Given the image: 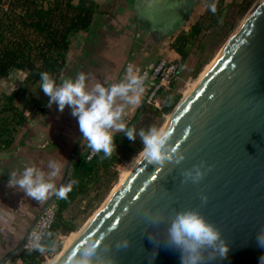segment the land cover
<instances>
[{
	"label": "water",
	"instance_id": "obj_1",
	"mask_svg": "<svg viewBox=\"0 0 264 264\" xmlns=\"http://www.w3.org/2000/svg\"><path fill=\"white\" fill-rule=\"evenodd\" d=\"M132 1L138 19L160 42L189 30L201 0ZM162 130L172 133V145L186 160L160 169L142 156L73 247L85 238L107 237L117 264H180L179 252L163 241L165 226L146 231L143 214L147 208H198L228 241L227 258L213 264H260L264 248L257 244L256 231L264 225V0ZM201 161L213 165V171L200 184L182 183L181 172ZM201 194L208 197L206 205ZM55 199L0 264L23 257L30 233ZM150 232H156L155 242ZM125 237L130 246L117 250L115 241Z\"/></svg>",
	"mask_w": 264,
	"mask_h": 264
},
{
	"label": "clouds",
	"instance_id": "obj_2",
	"mask_svg": "<svg viewBox=\"0 0 264 264\" xmlns=\"http://www.w3.org/2000/svg\"><path fill=\"white\" fill-rule=\"evenodd\" d=\"M209 9L215 13L216 3H211ZM39 75L40 89L50 98L46 107L51 108L56 104L60 112L66 106L69 107L82 133L79 143L96 154H102V160L110 159L116 152L117 133H123L133 143L139 139L143 148L137 156L142 155L144 161L160 169L168 164L179 166L186 160V155L179 147L172 145L170 131L162 130L155 124L138 129L135 125L130 126L124 119L130 106L141 104L145 91L147 72L141 74L135 65H127L125 75L118 83H95L91 87L88 86L90 74L82 71L75 78L67 77L59 83L49 72H41ZM46 167L48 170L44 171L31 162H22L21 167L8 171L7 187L22 191L26 197L33 198L40 204L52 196L67 199L71 184L76 181L58 188L54 181L61 174L63 163L50 159ZM213 169V165L201 161L181 172L182 183L200 184ZM3 174L4 172H0V175ZM200 199L202 204H207L206 195L201 194ZM143 221L147 226L146 231L147 228L159 229L161 225L165 226L163 241L167 247L179 252L180 264H213L214 261L226 259L228 256V241L223 238L221 230L209 222L198 208L179 211L170 206L147 208ZM155 235L156 232L148 233L153 242ZM35 239V250L41 254L48 253L51 257L49 264H58L56 256L53 255L60 246L55 233L49 231L43 239L40 235ZM256 241L259 247L264 248V225L257 229ZM129 246L130 240L127 237L115 241L117 250ZM111 247L112 242L107 237L85 238L79 246L73 247L61 258L59 264H117L116 257L110 254ZM155 255L156 253L154 256L151 254L149 260H154ZM260 264H264V255L260 257Z\"/></svg>",
	"mask_w": 264,
	"mask_h": 264
},
{
	"label": "trees",
	"instance_id": "obj_3",
	"mask_svg": "<svg viewBox=\"0 0 264 264\" xmlns=\"http://www.w3.org/2000/svg\"><path fill=\"white\" fill-rule=\"evenodd\" d=\"M4 1L0 0V8L4 5ZM44 2L48 3L47 9L43 6ZM72 2L73 0H13L11 2L10 15L5 14L0 17V79L9 77L15 72L29 73L25 77L26 83L35 86L40 84L41 72L46 71L50 75H59L62 72L65 67L69 37L74 33L86 32L90 29L96 9V6L88 0H80L78 6H74ZM213 2L216 3L215 13L209 9V5ZM244 3L241 14L248 11L252 0H244ZM86 4L89 6L87 7ZM236 4L237 0H201L196 8L203 5V11L206 12L197 14L196 19L189 25V30L170 37L171 49L177 55L170 61L178 64L183 71L190 57L198 55V62L191 73L192 77L197 78L212 57V53L210 55L206 53L207 46L204 42L206 35L210 33L219 42L226 40L235 29V24L228 21L227 14ZM70 12L74 14L71 18L68 16ZM56 23L58 26L55 25ZM34 34L36 39L31 38ZM40 41H44L43 46ZM38 61L41 65H37ZM180 80L165 94L166 101L161 111L144 104L136 116L128 122L129 125H135L138 129L152 124L159 127L160 123H156V120L170 115L180 103L181 94L178 92ZM19 96L20 90L16 88L11 95L0 97V150L10 149L14 145L19 131L28 121L27 115L22 113L17 103ZM115 143L116 152L110 159L102 160L100 158L102 154H97L91 161H87V155L73 161L71 179L76 183L71 184L67 199L55 200V222L50 231L55 233L60 245L57 253L61 251V237L78 231L73 221L65 218V212L94 192L107 193L119 177L117 168L124 162L133 160L143 148L139 139L133 143L123 136V133L116 134ZM17 258L20 264H45L51 257L48 253L24 251L23 257Z\"/></svg>",
	"mask_w": 264,
	"mask_h": 264
},
{
	"label": "crops",
	"instance_id": "obj_4",
	"mask_svg": "<svg viewBox=\"0 0 264 264\" xmlns=\"http://www.w3.org/2000/svg\"><path fill=\"white\" fill-rule=\"evenodd\" d=\"M88 1L96 6L90 29L69 37L65 67L59 75H51L58 83L67 77L75 78L81 71L90 74L89 87L95 83H118L129 63L142 71L162 58L177 57L170 46L171 38L160 42L153 39L147 25L138 19L132 0ZM72 4L78 6L80 0H73ZM73 15L68 13L69 18ZM28 74L15 72L0 79V97L11 95L19 88L17 103L28 117L14 145L0 150V172H4L0 175V262L24 242L37 217L54 198L40 204L22 191L8 188V171L21 167L22 162H31L47 171L48 160L56 159L63 163L61 174L54 181L59 188L66 186L71 178L73 161L86 156L89 150L79 143L82 133L70 108L66 106L60 112L56 104L46 107L50 98L40 89V84L26 83ZM145 93L139 106L126 110L127 122L145 104Z\"/></svg>",
	"mask_w": 264,
	"mask_h": 264
},
{
	"label": "rangeland",
	"instance_id": "obj_5",
	"mask_svg": "<svg viewBox=\"0 0 264 264\" xmlns=\"http://www.w3.org/2000/svg\"><path fill=\"white\" fill-rule=\"evenodd\" d=\"M259 1L260 0H252L251 6L249 7L248 11L241 14V11L243 7L245 6V3H244V0H237V4L233 6L232 9L227 14V18L229 19L228 21L235 24V29L230 33V35L226 38L225 41L219 42L210 33L206 35V38L204 41L207 46L206 53L207 55H210L212 53V57L209 63L203 68V71L200 73V75L197 78L192 77L191 73L193 69L196 67V64L198 62V55H193L187 61L182 71L181 80L179 82L180 89L178 92L179 94H181L180 103L170 115H166L161 120H156V123H160L159 127L161 129H163L165 125H167L170 122L171 116L176 114L177 110L181 107L180 105L182 104V101L184 100L185 94L188 92H192L197 86L198 82L206 75L209 68H211V65L213 64L214 60L219 56V54L222 52L224 47H226V45L229 43V41L238 31V29L243 25V23L246 21V19L248 18L250 13L253 11V9L256 7V5L259 3ZM203 8H204L203 5L196 8V11L194 13V16L190 24L194 21V19H196L197 14L206 12V10L203 11ZM0 17H2V11H0ZM31 38L34 39L35 34L32 35ZM141 157L142 155L137 156L135 159L129 162H124L117 168L119 177L113 183L112 187L110 188L109 191H107V193L104 194L103 191L94 192L88 198L76 203L74 206L70 207L65 212L64 214L65 218L69 221L72 220L73 223L77 226L78 231L70 235L61 237V241H62L61 251L55 254L58 262L60 260V257L63 255L64 251L70 246L72 245L74 246V244L77 242V240L81 237V235L86 230V226L90 223L92 218H94V216L98 214V212L102 209L105 203L109 200V198L112 196L115 189H117V187L121 184V180L123 182L129 176V174L134 169V167L136 166L137 162L140 160ZM49 259L50 258L47 259L45 264H49ZM20 263L21 262L18 259L14 261V264H20Z\"/></svg>",
	"mask_w": 264,
	"mask_h": 264
},
{
	"label": "built area",
	"instance_id": "obj_6",
	"mask_svg": "<svg viewBox=\"0 0 264 264\" xmlns=\"http://www.w3.org/2000/svg\"><path fill=\"white\" fill-rule=\"evenodd\" d=\"M13 0H5L4 5L0 8L3 15H10L11 13V2ZM43 6L45 9L48 7V3L44 2ZM36 39V35L35 38ZM44 41H40L43 46ZM61 63V61H59ZM37 65H41L38 61ZM141 74L147 72V78L145 80V98L144 102L147 107L161 111L165 104V94L172 89V86L181 79L182 70L178 64L168 59L162 58L156 63L148 65L145 69L140 71ZM97 154L89 150L87 154V161H91ZM55 202L48 206L39 220L37 221L34 229L30 233L26 245V252H34L35 245L37 243L35 237L40 235L43 239L45 234L49 232L55 222Z\"/></svg>",
	"mask_w": 264,
	"mask_h": 264
},
{
	"label": "bare ground",
	"instance_id": "obj_7",
	"mask_svg": "<svg viewBox=\"0 0 264 264\" xmlns=\"http://www.w3.org/2000/svg\"><path fill=\"white\" fill-rule=\"evenodd\" d=\"M256 6H257V5H256ZM255 8H256V7H255ZM255 8H254V9H255ZM254 9H253V11H254ZM253 11H252V12H253ZM252 12H251V13H252ZM251 13H250V15H251ZM248 17H249V16H248ZM239 29H240V28H239ZM239 29H238V30H239ZM237 32H238V31H237ZM237 32H236V33H237ZM236 33H235V35H236ZM235 35H234V36H235ZM234 36H233V37H234ZM233 37H232V38H233ZM230 41H231V40H230ZM212 65H213V64H212ZM212 65H211V67H212ZM209 70H210V68H209ZM209 70H208V71H209ZM208 71H207V72H208ZM202 79H203V78H202ZM191 93H192V92H188V93L185 94V96H184V100L182 101V104H183V102H184V101H185V100L191 95ZM180 106H181V105H180ZM178 110H179V109H178ZM178 110H177V111H178ZM174 116H175V114H174L173 116H171L170 121L173 119ZM124 178H126V177H124ZM124 178H123V180H124ZM126 179H127V178H126ZM126 179H125V180H126ZM125 180H124V181H125ZM124 181H123V182H124ZM123 182H122V180H121V184H122ZM121 184H120V185H121ZM120 185L117 187V189L120 187ZM117 189H115V191H116ZM115 191H114L113 193H115ZM98 213H99V212H98ZM96 216H97V215H95L94 218H92V220L90 221V223L86 226V229L89 227V225L92 223V221L95 219ZM83 230H84V229H83ZM84 232H85V231H84ZM82 235H83V234H82ZM82 235H81V236H82ZM79 239H80V238H79ZM79 239H78V240H79ZM78 240H77V241H78ZM74 245H75V244H74ZM72 247H73V245L70 246L69 248H67V249L64 251L63 255L60 257V259L63 258V257H64V256H65V255H66V254L72 249ZM59 261H60V260H59ZM58 264H59V262H58Z\"/></svg>",
	"mask_w": 264,
	"mask_h": 264
}]
</instances>
